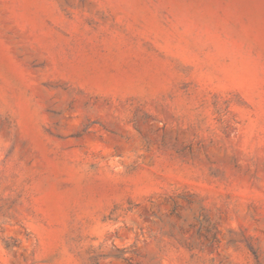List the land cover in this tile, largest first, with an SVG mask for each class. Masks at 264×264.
Returning <instances> with one entry per match:
<instances>
[{
  "label": "rangeland",
  "instance_id": "obj_1",
  "mask_svg": "<svg viewBox=\"0 0 264 264\" xmlns=\"http://www.w3.org/2000/svg\"><path fill=\"white\" fill-rule=\"evenodd\" d=\"M0 264H264V0H0Z\"/></svg>",
  "mask_w": 264,
  "mask_h": 264
}]
</instances>
